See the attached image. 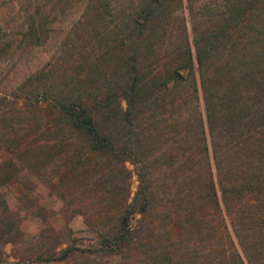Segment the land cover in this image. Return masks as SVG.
<instances>
[{
	"label": "trees",
	"instance_id": "trees-1",
	"mask_svg": "<svg viewBox=\"0 0 264 264\" xmlns=\"http://www.w3.org/2000/svg\"><path fill=\"white\" fill-rule=\"evenodd\" d=\"M181 1L131 0L109 29L101 84L37 70L31 138L8 147L27 151L26 165L84 216L95 253L126 252V264H264V0H186L190 29L185 15L170 22ZM94 2L102 16L117 3ZM16 165L2 163L0 182ZM73 186L89 193L76 202L65 193ZM11 219L0 236L16 242ZM59 243L46 222L29 261L90 250Z\"/></svg>",
	"mask_w": 264,
	"mask_h": 264
},
{
	"label": "rangeland",
	"instance_id": "rangeland-1",
	"mask_svg": "<svg viewBox=\"0 0 264 264\" xmlns=\"http://www.w3.org/2000/svg\"><path fill=\"white\" fill-rule=\"evenodd\" d=\"M91 1L0 0V169L5 168L1 165L10 158L17 163L12 167L16 173L0 182V224L3 219L12 218L19 229L15 236L20 237L13 242L4 239L10 235L0 236V264H126V252L110 258L91 251L97 245V236L85 223L84 216L79 212L72 215L64 199L26 165L27 151L19 155L8 147L15 145L19 138H31L32 105L27 101L32 102L34 96L32 82L37 70L47 74L49 68H54L58 83L82 71L96 78L92 83L88 80L91 85L101 84L97 78L110 70V49L113 51L114 47L109 42V29L114 22H123L132 10V2L115 0L112 14L102 16L103 10L96 11L98 2L91 5ZM179 15L186 16L190 29L186 0L175 9L170 22H180ZM34 28L40 29V37L34 36ZM36 40L40 43L36 44ZM122 105L125 106L123 99ZM3 136L12 139L5 141ZM126 164L133 169L132 163ZM137 182L133 172L131 193ZM75 189L74 186L66 188L65 193L76 202L89 193ZM46 222L60 234L57 247L72 243L90 250L85 255L76 251L66 259L29 261L34 235ZM46 246L50 247V243Z\"/></svg>",
	"mask_w": 264,
	"mask_h": 264
}]
</instances>
